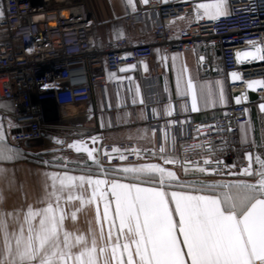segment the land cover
Returning a JSON list of instances; mask_svg holds the SVG:
<instances>
[{"label":"snow or ice","instance_id":"snow-or-ice-1","mask_svg":"<svg viewBox=\"0 0 264 264\" xmlns=\"http://www.w3.org/2000/svg\"><path fill=\"white\" fill-rule=\"evenodd\" d=\"M139 3L148 4L149 0ZM137 4L138 0H122L125 14L135 13ZM193 12L196 20H217L229 15V2L199 0ZM115 34L121 38L122 29H116ZM247 43V50L236 52L237 61H264V42ZM172 60L175 66V55ZM186 71L183 65L177 71L175 93L185 100L190 97L191 111H198L200 102H214L217 86L218 99L224 101L220 81L215 85L198 84L191 76L185 79ZM115 75L109 73L110 78ZM231 77L242 79L238 72H232ZM246 84L249 89H264V79L248 80ZM171 100L169 97L163 109L153 108L152 114L171 117ZM132 103H137L135 96ZM139 103L143 105L144 100L141 98ZM181 107L188 110L186 103ZM260 107L264 110V104ZM0 109L11 110V103H0ZM4 121L0 117V177L9 171L6 163L23 155L18 146L9 142L13 121L8 118L7 127ZM177 123L173 119L166 121L167 126ZM240 134L241 143H249L246 125H240ZM91 141V147L84 140H74L67 147L85 154L95 174L92 167L69 170L70 161L53 155L51 161H42L50 170L42 172V194L35 204L12 210L0 207V264H264V153L253 156L246 152L247 163L239 172L231 171L237 167L234 163L224 173L247 178L217 180L208 178L219 174L209 165L219 166V159L206 155L201 158L202 164L180 159L174 152L177 138L167 127L158 152L139 147L132 150L137 156L144 152L158 157L163 164L143 162L106 168L101 159L103 146L96 145V137ZM56 143L64 141L57 139ZM199 147L209 153L215 151L211 142ZM126 152L127 149L112 148L121 161L126 160ZM104 154L112 160L111 154ZM177 164L184 178L164 166ZM3 200L0 193V205ZM93 205L96 228L91 221L87 233L66 227L68 219L75 222L83 207Z\"/></svg>","mask_w":264,"mask_h":264},{"label":"built area","instance_id":"built-area-1","mask_svg":"<svg viewBox=\"0 0 264 264\" xmlns=\"http://www.w3.org/2000/svg\"><path fill=\"white\" fill-rule=\"evenodd\" d=\"M1 1L4 14L0 22V103H11L15 125L9 142L19 145L45 140L67 150L73 140L97 138L102 132L99 127L71 125L70 121L82 117L78 108L90 102L95 91L107 87L109 73L150 62L155 49L168 55L192 53L200 48L203 59L199 76L211 79L221 73L228 94L237 95L239 103H230L217 118L175 110L171 117L149 114L143 124L151 132L155 129L158 137L164 136L167 127L177 138L174 152L180 159L202 164L203 156L218 158L219 166L213 163L209 167L216 168L219 174L211 176L230 177L224 173L232 164L237 165V128L248 121L252 103L246 81L264 79V61L238 62L236 52L247 50L250 40L264 42V0H228L229 15L217 20H196V0H149L121 20L130 27L151 24L152 39H115L101 50L92 42L89 13L83 2L66 0L58 6L55 0ZM182 20L185 24L181 26ZM232 72L240 73L242 79L233 80ZM254 93L253 104H264V89L257 88ZM94 115L89 112V116ZM168 119L178 123L167 126ZM57 139L64 144L56 143ZM205 142H211L215 151L209 153L199 147ZM102 146L101 159L106 168L131 164L138 158L132 151L137 148L132 142ZM113 147L128 150L125 161L119 159V153H112ZM105 152L112 155V160ZM174 166L181 170L178 164Z\"/></svg>","mask_w":264,"mask_h":264},{"label":"crops","instance_id":"crops-1","mask_svg":"<svg viewBox=\"0 0 264 264\" xmlns=\"http://www.w3.org/2000/svg\"><path fill=\"white\" fill-rule=\"evenodd\" d=\"M76 2H83L89 13V21L91 22V38L92 42L98 49H103L105 45L115 40L116 29H122L123 35L121 38L131 40H150L152 39V25L143 27H130L121 20L125 16V10L122 5V0H74ZM158 2H173L177 0H157ZM190 1V0H189ZM194 4L198 3L196 0ZM145 4L139 3L138 9ZM0 12L4 14L2 1L0 0ZM3 14L0 15V22L3 19ZM206 18V17H205ZM208 19V18H206ZM188 20V19H187ZM211 20V19H209ZM185 20H182L180 25H184ZM0 28V34H2ZM119 38V39H121ZM155 49L154 56L150 62H142L131 69H126L121 72L118 71L112 78L109 77V83L104 90H97L92 94L90 102L79 107L82 117L70 121L72 125H81L87 127H99L102 132L98 135L101 139V145L106 143H117L124 141L133 142L136 147L140 149L156 150L158 152V145L163 143V137H158L157 134L149 131L143 124L149 114H152L153 108L163 109V106L169 103V97L174 105V111L185 112L182 109V104H187L188 110H191L190 97L187 100L176 96V76L177 71L183 65L186 67L185 79L191 76L200 84L215 85L216 81H220L223 86L224 101L220 102L219 87H216L217 99L214 102L207 104L200 102L198 105V113L201 116L210 118H217L223 114L224 109L232 102H237V95L228 94L224 77L221 73L214 78H201L199 76V65L201 61V50L196 48L192 53H173L165 55L161 50ZM176 56L175 66H173L172 57ZM166 57V59H162ZM123 77V79H119ZM130 78V79H129ZM114 83V86H113ZM137 88H139V95H136ZM167 88V91L165 90ZM257 89V88H256ZM256 89L248 88V98L251 105H249V116L247 122L244 124L248 128L249 143H241L240 125L237 128V146L236 158L237 168L234 172H239L247 161L245 159L246 152H252L253 156L259 153H264V110L260 106H256L253 102L256 100ZM135 96L137 103L133 104L132 100ZM144 100V104L139 103L140 99ZM51 107V103H49ZM187 110V111H188ZM89 112H94L95 115L89 116ZM11 110L0 109V117L5 118V126L7 127V119H13ZM163 116V115H160ZM147 132L145 136L144 133ZM139 133V135H138ZM254 141L253 143H251ZM12 144V142H10ZM14 145V144H13ZM18 146L23 155L12 162L6 163L4 166L9 169L6 176L0 177V193L3 194L4 200L0 207L7 210H12L25 206L28 203H33L38 200L42 194V172L50 170L42 163L45 160H52L53 155L57 157H64L67 161L69 170L78 169L81 167H92L93 174L95 168L90 161H86L85 155L74 154L70 150H61L54 147L50 142L42 140L33 143H21ZM169 148L172 146L169 145ZM57 150V151H54ZM153 162L161 163L163 161L158 157L145 155L144 152L138 156L135 163ZM171 167L177 171L178 175L183 178L182 170L175 168L174 165H164ZM75 174H79L78 172ZM243 176H230L226 179H241ZM247 178V177H245ZM102 204L100 210L102 213ZM95 206L83 207L77 215V220L74 222L71 219L66 221V227L70 230L78 231L80 233H87L89 222L91 221L93 228H96L95 221ZM105 230L107 226L105 225Z\"/></svg>","mask_w":264,"mask_h":264},{"label":"water","instance_id":"water-1","mask_svg":"<svg viewBox=\"0 0 264 264\" xmlns=\"http://www.w3.org/2000/svg\"><path fill=\"white\" fill-rule=\"evenodd\" d=\"M73 141H74V140H73ZM84 141L87 142L88 146H90V147L92 146V141H91V139L86 138V139H84ZM70 143H71V142H70ZM70 143H69V144H70ZM96 145H97L98 147L101 146V139H98V138H97ZM67 149L70 150L72 153L77 154V152L75 151V149H69L68 147H67ZM78 154L85 155V154H83V153H78ZM90 163H91V162H90Z\"/></svg>","mask_w":264,"mask_h":264},{"label":"rangeland","instance_id":"rangeland-1","mask_svg":"<svg viewBox=\"0 0 264 264\" xmlns=\"http://www.w3.org/2000/svg\"><path fill=\"white\" fill-rule=\"evenodd\" d=\"M193 73L191 74V77L193 78ZM195 78V77H194ZM124 142H131V141H124ZM117 143H119V142H117ZM117 143H112V144H117ZM133 143V142H132ZM184 178V177H183ZM208 178H210V179H217V180H219V179H223V180H231V179H226V178H217V177H212L211 175L208 177ZM245 177H241V179H244Z\"/></svg>","mask_w":264,"mask_h":264},{"label":"bare ground","instance_id":"bare-ground-1","mask_svg":"<svg viewBox=\"0 0 264 264\" xmlns=\"http://www.w3.org/2000/svg\"><path fill=\"white\" fill-rule=\"evenodd\" d=\"M65 1L66 0H55L56 5H58V6H62L65 3ZM49 103H51V102L49 101Z\"/></svg>","mask_w":264,"mask_h":264}]
</instances>
